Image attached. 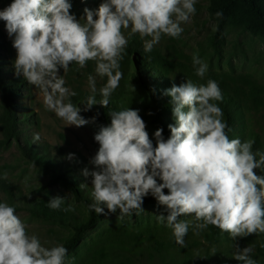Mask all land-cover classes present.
<instances>
[{
	"label": "clouds",
	"instance_id": "1",
	"mask_svg": "<svg viewBox=\"0 0 264 264\" xmlns=\"http://www.w3.org/2000/svg\"><path fill=\"white\" fill-rule=\"evenodd\" d=\"M196 3L103 0L95 10L85 8L78 20L70 11L69 0H12L0 10V20L5 22L16 50L15 74L41 91L46 110L54 112L66 126L81 127L95 120L80 114L97 104L95 78L88 77L93 94L81 109L68 99L76 93L65 87L60 69L67 72L73 62L84 68L88 61H94L96 74L107 77L99 90V104L106 108L123 77L119 62L128 38L122 30L130 29L129 35L139 34L142 39L150 37L144 40V51L151 52L162 35L179 38L182 23L195 15ZM215 15L220 18L222 12ZM192 63L195 75L203 78L208 65L197 54H193ZM163 94L170 98L175 121L168 125L167 139L158 128L153 144L139 110L129 107L110 112V124L95 133L99 148L90 160L94 170L82 171L91 177L93 203L89 208L97 215L118 211L122 218L144 211V198L151 195L167 213L156 215L157 221L172 230L175 243L181 247L190 227L188 220L179 219L181 216H194L191 226L195 234L209 225L233 240L264 233V175L254 171H264V152L252 151L253 140L229 138L231 130L216 103L223 100L218 83L212 79L205 84L186 80ZM39 139V134L34 135V140ZM72 158L69 154L68 159ZM64 204L65 198L56 196L48 207L74 211L71 205L62 207ZM251 252L250 247H237L233 258L242 264H257ZM0 264L70 262L66 247L43 246L35 234H28L15 208L0 203Z\"/></svg>",
	"mask_w": 264,
	"mask_h": 264
},
{
	"label": "trees",
	"instance_id": "2",
	"mask_svg": "<svg viewBox=\"0 0 264 264\" xmlns=\"http://www.w3.org/2000/svg\"><path fill=\"white\" fill-rule=\"evenodd\" d=\"M98 6L99 1L95 0V7H88V9L95 10ZM208 9L218 22V33L224 32L230 25L241 24L264 34V0H210ZM218 11L222 12L220 18L215 15ZM79 14H84V11H80ZM126 37L128 45L119 62L123 77L119 87L109 97L108 106L105 108L99 104L102 99L99 90L107 81V77L99 76L100 82L95 86L97 104L88 111L82 110L80 114L95 117V119L110 120L109 113L112 111H121L128 107L138 109L145 124L163 129L162 134L167 139L170 135L168 125L174 124L175 121L169 103L170 98L163 94L164 90L169 89L173 84L178 86L186 80L205 84L208 79H212L218 83L223 95V100L216 103L223 110V120L231 130L228 132L229 138H239L242 142L253 140L252 151L264 152V131H256L250 115L252 108L262 105L263 88L260 84L249 75L234 72L209 71L200 78L195 75L194 66L188 65L186 61L175 59L170 52L163 53L159 47L155 46L151 52H145V39H142L139 34H127ZM15 57L12 55L13 67L11 68L13 69ZM5 64L7 63L4 56H0V68ZM95 67L94 61H88L84 68H79L73 62L69 65L67 73L80 74L82 70L89 76L95 71ZM24 81L16 74L4 77L3 73H0L1 143H7L13 139L19 141L22 130L17 123L21 119L26 122H37L36 119L35 121L30 119L32 111L24 110L20 114L16 113L13 99L19 96V89L25 86ZM73 92L76 95L68 99L81 109L86 106L87 97L93 94L91 88L76 89ZM20 144L24 156L30 162L50 172L49 182L60 183L71 189L75 199L82 201L88 213L84 219H81L63 210L50 209L49 201H39L15 193V187L0 176V189L5 195L6 203L13 206L15 211L27 209L34 217L70 230L69 235L62 234L60 241L61 245L68 250L70 264H144L140 255L144 252L149 253L154 261L150 264H206L201 258L196 259L189 249L188 251L181 249V246L175 242L159 240L150 234L142 235L137 226H131L130 229L123 225L117 228L101 229L95 240H86L77 246L83 232L101 217L89 208V205L93 203L91 185L82 173L76 172L85 162L83 157L75 155L72 159H68V156L65 158L61 148L57 149V154H51L47 144L36 142L34 136L31 139H23ZM254 171L257 175H264L261 169H254ZM157 181L160 182L158 178ZM81 185L84 186L81 187ZM167 191L164 189L165 194ZM16 196L19 198L18 202L14 200ZM149 197L154 198L151 195ZM0 203H3V200H0ZM256 249L260 258L257 264H264V239L259 242ZM212 264H242V262L234 263L227 258L219 259Z\"/></svg>",
	"mask_w": 264,
	"mask_h": 264
},
{
	"label": "rangeland",
	"instance_id": "3",
	"mask_svg": "<svg viewBox=\"0 0 264 264\" xmlns=\"http://www.w3.org/2000/svg\"><path fill=\"white\" fill-rule=\"evenodd\" d=\"M98 1L99 4L103 2V0ZM11 2L12 0H0V10L6 8ZM69 2L72 4L70 11L78 20L84 16V14H79L80 11L88 7H95V0H69ZM209 3L210 0H197L195 15L188 22L182 23L181 26L184 30L179 38L162 35L159 43L154 46L159 47L163 53L170 52L175 59L186 61L192 67L193 54H197L208 65L206 74L209 71H224L249 75L263 88L262 105L252 108L250 115L256 131H264V34L241 24L230 25L224 32L218 33V22L209 12ZM4 25L5 22L0 20V56H4L7 63L0 68V73H3L4 77H9L15 74L11 67H13L12 55L16 56V50L12 47V40ZM122 31L126 36L130 29ZM144 39H150V37ZM60 75L66 82L65 87L70 91L91 88L88 81L89 76L82 70L80 74L70 75L60 69ZM92 76L95 78L96 86L100 82V77L95 71ZM24 85L19 89V96L13 99L16 113L20 114L24 110L32 111L30 119L31 121L36 119L37 122H26L21 119V122L17 123L22 130L19 141L13 139L7 143L0 142V176L6 179L12 187H15V193H20L31 199L48 202L56 196L64 197L65 204L62 207L71 205L74 211L69 213L84 219L88 213L82 201L75 199L71 189L60 183H50V172L30 162L24 156L20 143L23 139H31L34 135L39 134L40 139L36 142L46 143L51 154H57V149L61 148L65 158L69 154L83 157L85 162L76 172L82 173L85 168L91 171L94 170V167L90 160L99 148L98 143L94 140V135L101 126L110 124V120L95 119L81 127L66 126V123L54 112L45 109L43 95L38 88L29 85L26 80ZM81 116L85 119L92 118L82 114ZM157 129L154 125H146V131L153 139V144H155L153 134ZM84 178L91 185V177L84 176ZM5 199V195L0 189V200L6 203ZM14 200L18 202V196ZM142 207L144 211L124 215L122 218L118 211L101 215L96 219L95 224L83 232L77 246L83 241L95 240L101 229L117 228L121 225L128 229L131 226H137L144 236L150 234L159 240L175 242L172 230L156 219V215H167L164 206L159 205L155 198L146 196ZM15 214L25 224L28 234H35L45 247L61 245L62 234L69 235V229L34 217L27 209L16 210ZM179 219L190 222L188 233L184 238L185 246L180 248L187 249V251L189 249L196 259L201 258L206 264L227 258L233 260L234 263H241L233 258L237 247L239 249L250 247L252 249L251 258L257 262L260 260L256 246L264 239V233L250 234L233 240L228 233L209 225L199 234H195L191 226L195 223L194 216H181ZM140 255L144 264L154 263L149 253L144 252Z\"/></svg>",
	"mask_w": 264,
	"mask_h": 264
}]
</instances>
